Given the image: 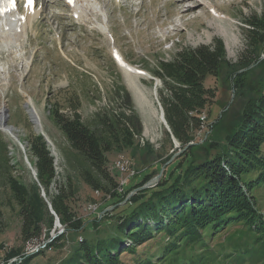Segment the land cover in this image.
Instances as JSON below:
<instances>
[{
	"label": "rangeland",
	"instance_id": "374dc122",
	"mask_svg": "<svg viewBox=\"0 0 264 264\" xmlns=\"http://www.w3.org/2000/svg\"><path fill=\"white\" fill-rule=\"evenodd\" d=\"M177 1L97 0L86 8L83 4L84 12L79 8V18L75 19L61 0H43L42 18L33 26L20 28L22 34L27 33L22 48L1 31L4 39H0V124L6 121L18 138L15 140L0 128V242L6 248L21 247V252L31 253L64 232L65 226L56 222L49 208L51 205L53 209L52 200L60 192L67 194L66 203L76 216L100 218L114 208H118L114 211L117 212L125 207L130 197L179 156L182 146L173 136L165 115L169 129L158 113L161 108L164 114L162 98L170 99L169 79L160 71L161 67L179 53L200 46L213 50L219 43L224 51L218 72L204 78V85L214 88L215 95L195 113L199 118V127L193 130L197 142L210 134L212 124L220 117L225 126L242 112L258 89L264 90V45L253 49L247 35V30H252L247 21L253 15H261L264 0H214L216 5L210 0H197L200 4L184 13L180 11L187 4L176 7ZM103 16L107 19L106 33L91 27V23H101ZM111 47L146 75L131 74L121 68L112 58ZM126 93L132 107L125 101ZM29 101L38 112L42 132L53 145L47 144L54 176L46 185L37 176L39 156L32 144L40 130L32 122ZM133 114L139 120L140 133L135 129L128 133L125 129L127 117ZM76 116L92 130L110 120L115 122L107 136L109 139L112 130L118 131L106 152L108 171L116 181L110 191L91 188L83 179L82 172L89 165L84 154L71 145L60 123V118L72 120ZM172 137L178 142L176 147ZM169 155L168 161L162 163ZM43 158L49 166L48 157ZM158 163L161 167L156 171ZM147 172H151L150 179L143 183ZM9 177L34 188L41 198L40 235L31 240L22 238L23 216ZM107 182L103 179L101 184ZM253 195L264 214V187L256 188ZM113 200L117 202L100 210ZM247 234L242 223L229 224L212 238L207 234L208 244L213 248L225 242L233 244ZM156 240L163 239L157 236ZM71 245L72 241H65L62 246L47 248L32 264L58 263ZM152 247L155 245L147 243L139 251Z\"/></svg>",
	"mask_w": 264,
	"mask_h": 264
},
{
	"label": "trees",
	"instance_id": "16d2710c",
	"mask_svg": "<svg viewBox=\"0 0 264 264\" xmlns=\"http://www.w3.org/2000/svg\"><path fill=\"white\" fill-rule=\"evenodd\" d=\"M247 23L252 25L247 35L253 49L264 45V9ZM213 48L200 46L179 53L161 67L170 91V99L162 98L164 115L182 151L165 166L157 184L141 189L121 210L114 212L118 209L114 208L100 218L76 216L66 203L67 194L60 192L52 207L65 226L64 232L33 253H23L21 247L6 248L0 242V264H32L47 248L62 246L65 241H72V245L55 264H264V214L253 195L256 188L264 187V90L258 89L227 126L221 125L220 117L210 134L197 142L193 130L199 127V118L195 113L215 95L214 88L204 85V78L218 72L224 55L220 43ZM125 101L132 107L127 93ZM60 123L71 145L84 154L89 165L82 172L84 181L91 188L110 191L116 181L108 171L106 152L118 131L112 130L109 139L107 136L115 122L110 120L98 130L90 129L78 116L60 118ZM126 123L128 133L129 129L140 133L136 114L127 117ZM190 141L193 143L188 144ZM32 146L39 156L37 176L46 185L54 176L49 146L40 134ZM42 156L48 157L49 166ZM150 175L145 173L142 182ZM9 179L23 216L22 238L31 240L40 235L41 198L34 188ZM103 179L108 184L102 185ZM116 202L105 203L100 210ZM236 223L245 226V238L216 248L208 244L207 234L212 238ZM157 236L163 240H156ZM147 243L155 247L139 251Z\"/></svg>",
	"mask_w": 264,
	"mask_h": 264
},
{
	"label": "bare ground",
	"instance_id": "6f19581e",
	"mask_svg": "<svg viewBox=\"0 0 264 264\" xmlns=\"http://www.w3.org/2000/svg\"><path fill=\"white\" fill-rule=\"evenodd\" d=\"M85 2V1H84ZM151 2V1H150ZM210 2L211 3H214L215 5L217 4L214 0H210ZM88 1L86 0V7H89V6H87V5H89L90 4V2L88 3ZM97 3V2H96ZM95 3V4H96ZM172 3V2H171ZM177 3H178V5H176V7H179L181 4H187V7H186V9H184L183 11H180V12H187V10H189L190 8H192V7H195V6H197V5H199L200 3L199 2H197V0H178L177 1ZM212 6V5H211ZM81 7V6H80ZM86 7H83V8H86ZM213 8L212 9H214V6H212ZM83 8H80L81 10H82V12H84V9ZM96 8V7H95ZM217 8H218V6H217ZM77 9H79V8H77ZM89 10H90V8H89ZM212 11V10H211ZM214 14H217V10H215L214 9ZM77 11H75V13H76ZM204 14V13H203ZM219 14V13H218ZM84 15V14H83ZM224 16V15H223ZM216 17V16H215ZM94 18V17H93ZM107 20V19H106ZM96 21V20H95ZM92 25H91V27L92 28H97V29H99V31H101V33H106V31H105V29L107 28V25L105 24H103L102 22L100 23H91ZM22 27H24V25L22 26ZM21 27V28H22ZM108 29V28H107ZM25 30V29H24ZM1 31H5L3 34L4 35H9L10 37H11V40L12 41H15L14 42V45L15 46H21V48H22V44H23V41L24 40H26V35H27V33H26V31H24L23 32V34L21 33V31L19 30V32H17V35L16 36H14V34H16V33H9V34H7V31H12V28H9V29H2V28H0V32ZM2 33H1V37H4V35H3ZM223 34H225V33H223ZM225 37H226V34L224 35ZM224 36H222L221 35V37H224ZM226 39H227V37H226ZM19 44V45H16L17 43ZM209 42V41H208ZM16 43V44H15ZM10 44H13L12 42L10 43ZM9 45V44H8ZM8 45H6V46H8ZM226 45V44H225ZM22 50V49H21ZM124 69L128 72V73H130L131 72V74L132 73H134V74H136V75H143L142 74V72L143 71H141V70H138V69H136V68H134L132 65H129L128 63H127V66H124ZM144 74H145V72H143ZM146 75V74H145ZM131 87H135L136 88V86H134V85H130ZM157 88V87H156ZM29 102H31V101H29ZM31 104V105H30ZM29 104V110H30V113H31V117H32V119L34 120V122L35 123H37V124H39V115H38V112H37V110H36V108L34 107V104H33V102H31ZM2 110H3V108H2ZM158 113H159V116H160V119H161V113H160V111H159V109H158ZM33 120H32V122H33ZM162 121V120H161ZM163 123V122H162ZM1 125V124H0ZM3 130H5V131H7L5 128H2ZM148 131V130H147ZM14 135V134H13Z\"/></svg>",
	"mask_w": 264,
	"mask_h": 264
},
{
	"label": "water",
	"instance_id": "95a60500",
	"mask_svg": "<svg viewBox=\"0 0 264 264\" xmlns=\"http://www.w3.org/2000/svg\"><path fill=\"white\" fill-rule=\"evenodd\" d=\"M160 111H161V118H162V120H163V123H164V126H165V128H167V129H169V127H168V125H167V123H166V120H165V118H164V114H163V110L160 108ZM30 112V111H29ZM30 115H31V113H30ZM32 118V117H31ZM33 120V119H32ZM34 121V120H33ZM37 124V123H36ZM38 126H39V132H40V134L43 136V138H44V140L46 141V143L49 145V146H51V147H53V145H52V143L49 141V139L46 137V135L42 132V130H41V125H39L38 124ZM0 128L2 129V128H5L8 132H9V134L11 135V136H13L14 137V135H13V133H12V131H13V128H12V126H9V125H6V121H3V122H1V126H0ZM15 138V140H17L18 141V138L15 136L14 137ZM172 140H173V144H174V146L176 147L177 145H178V142L176 141V139L174 138V137H172ZM23 148V150H24V147H22ZM33 171H35V170H33ZM161 171L154 177V178H152L150 181H148L147 183H145V185L143 186V188H145V187H149V186H152V185H155L156 183H157V181L160 179V177H161ZM49 208H50V210H51V212H52V214H54V216L56 217V222H59V219H58V217H57V215L55 214V212H54V210L51 208V205H49ZM108 210V209H107ZM107 210H103V212H105V211H107Z\"/></svg>",
	"mask_w": 264,
	"mask_h": 264
},
{
	"label": "snow or ice",
	"instance_id": "6c2138e0",
	"mask_svg": "<svg viewBox=\"0 0 264 264\" xmlns=\"http://www.w3.org/2000/svg\"><path fill=\"white\" fill-rule=\"evenodd\" d=\"M29 5L31 6L32 0H28ZM69 2H71V0H69Z\"/></svg>",
	"mask_w": 264,
	"mask_h": 264
},
{
	"label": "built area",
	"instance_id": "2783aa9c",
	"mask_svg": "<svg viewBox=\"0 0 264 264\" xmlns=\"http://www.w3.org/2000/svg\"><path fill=\"white\" fill-rule=\"evenodd\" d=\"M14 259V258H13Z\"/></svg>",
	"mask_w": 264,
	"mask_h": 264
}]
</instances>
